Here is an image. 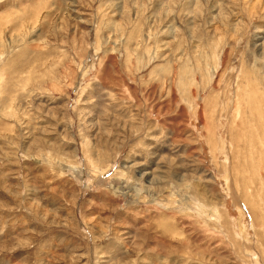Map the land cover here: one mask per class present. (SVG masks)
Wrapping results in <instances>:
<instances>
[{"label": "rangeland", "instance_id": "1", "mask_svg": "<svg viewBox=\"0 0 264 264\" xmlns=\"http://www.w3.org/2000/svg\"><path fill=\"white\" fill-rule=\"evenodd\" d=\"M0 264H264V0H0Z\"/></svg>", "mask_w": 264, "mask_h": 264}]
</instances>
